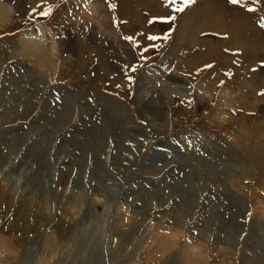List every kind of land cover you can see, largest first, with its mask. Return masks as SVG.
Returning <instances> with one entry per match:
<instances>
[{"label":"rangeland","instance_id":"1","mask_svg":"<svg viewBox=\"0 0 264 264\" xmlns=\"http://www.w3.org/2000/svg\"><path fill=\"white\" fill-rule=\"evenodd\" d=\"M180 3L0 0V264H264V0Z\"/></svg>","mask_w":264,"mask_h":264},{"label":"bare ground","instance_id":"2","mask_svg":"<svg viewBox=\"0 0 264 264\" xmlns=\"http://www.w3.org/2000/svg\"><path fill=\"white\" fill-rule=\"evenodd\" d=\"M0 11L1 12L3 11V13H6L7 7L0 5ZM35 36L36 35L33 31H29L25 34L26 40H25V44H24V48H23V50H24L23 53L26 52L25 56L31 60V62L34 64V67L36 66L37 69L38 68L41 70L42 69L43 70L48 69V64L44 61V59H43L44 56L40 53V50H39L40 46H39L38 42H36ZM180 182H182V181L180 180ZM0 205H4V208L7 209V211L12 205L11 197L7 196L2 188H0ZM26 214H27V206L23 203L19 204V206L17 207V214H16L18 221L16 222V225L14 227L15 230H17V231H26L27 230V228L29 227L27 220L25 222L22 221V219L25 218ZM54 241H55V239L52 236H47L45 243L49 247L50 245H52L54 243ZM157 244H158L157 245L158 246V253L161 254V256L165 255L169 250L168 244L165 245V243H163L161 239L158 240ZM189 249H191V248H189ZM48 253H50V252H48ZM10 254H12V251L5 249V255H10ZM48 255L50 257V254H48ZM191 255H193V252ZM193 259H195V258H193ZM48 262H49V260H48Z\"/></svg>","mask_w":264,"mask_h":264},{"label":"snow or ice","instance_id":"3","mask_svg":"<svg viewBox=\"0 0 264 264\" xmlns=\"http://www.w3.org/2000/svg\"><path fill=\"white\" fill-rule=\"evenodd\" d=\"M171 2H172L173 4H175V0H171ZM193 2H194V0H181L180 5H177V6L175 7L174 10H175V11H183V10H184V7L190 5V4L193 3ZM230 2L233 3V4H237V3H239V0H230ZM254 10H255V9H253V8H249V9H248V11H254ZM42 14H43V15H47L48 13L45 12V13H42ZM159 19L161 20V22L167 23V22H169L170 20H174L175 17H173V16H167V17H159ZM151 22H152V21H149V23H151ZM261 27H264V24H261ZM164 38L166 39V38H167V35H165ZM125 39L132 40L131 37H125ZM147 39H148L149 41H155L156 39H158V37H157V36H154V35H149V36H147ZM145 51H147V49H145ZM209 67H210V66H209ZM132 70L135 71V68L133 67Z\"/></svg>","mask_w":264,"mask_h":264}]
</instances>
